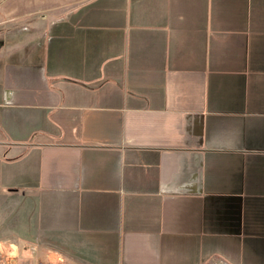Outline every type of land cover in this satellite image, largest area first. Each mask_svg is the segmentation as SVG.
Instances as JSON below:
<instances>
[{
  "label": "crops",
  "instance_id": "1",
  "mask_svg": "<svg viewBox=\"0 0 264 264\" xmlns=\"http://www.w3.org/2000/svg\"><path fill=\"white\" fill-rule=\"evenodd\" d=\"M264 264V0H0V262Z\"/></svg>",
  "mask_w": 264,
  "mask_h": 264
},
{
  "label": "built area",
  "instance_id": "2",
  "mask_svg": "<svg viewBox=\"0 0 264 264\" xmlns=\"http://www.w3.org/2000/svg\"><path fill=\"white\" fill-rule=\"evenodd\" d=\"M7 262L6 261H1L0 264H6Z\"/></svg>",
  "mask_w": 264,
  "mask_h": 264
}]
</instances>
